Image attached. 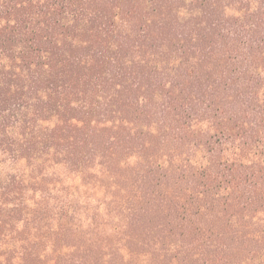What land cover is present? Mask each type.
Returning <instances> with one entry per match:
<instances>
[{"label":"trees","instance_id":"obj_1","mask_svg":"<svg viewBox=\"0 0 264 264\" xmlns=\"http://www.w3.org/2000/svg\"><path fill=\"white\" fill-rule=\"evenodd\" d=\"M0 264H264V0H0Z\"/></svg>","mask_w":264,"mask_h":264}]
</instances>
